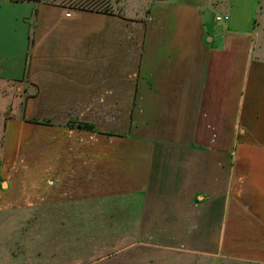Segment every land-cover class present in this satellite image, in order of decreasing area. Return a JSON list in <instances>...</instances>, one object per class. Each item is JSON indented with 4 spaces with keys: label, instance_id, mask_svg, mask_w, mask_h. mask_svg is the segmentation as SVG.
Instances as JSON below:
<instances>
[{
    "label": "crops",
    "instance_id": "1",
    "mask_svg": "<svg viewBox=\"0 0 264 264\" xmlns=\"http://www.w3.org/2000/svg\"><path fill=\"white\" fill-rule=\"evenodd\" d=\"M59 4L0 0V81L30 76L28 122L50 124L47 140L34 127L29 141L32 178L0 195V233L7 215L48 207L54 230L97 231L79 241L86 261L89 248L101 256L100 232L111 230L114 256L156 249L181 264H264L259 10L214 7L216 24L217 15L230 20L211 32L190 3H155L143 29ZM71 245L50 236L48 254Z\"/></svg>",
    "mask_w": 264,
    "mask_h": 264
},
{
    "label": "rangeland",
    "instance_id": "2",
    "mask_svg": "<svg viewBox=\"0 0 264 264\" xmlns=\"http://www.w3.org/2000/svg\"><path fill=\"white\" fill-rule=\"evenodd\" d=\"M55 4L61 3V6L82 10L88 12H102L103 10H109L111 13L118 14L127 21H132L133 25L141 28L146 24V19L152 9V6L161 1L165 0H45ZM172 2L190 3L196 5L201 11H205L203 20L206 22V29L209 31H219L222 29V24L215 23L216 14H220V11L214 9L217 6L229 7V3H237L235 7L236 11H245L244 13L251 14L256 10L258 11L257 20L264 22V0H171ZM230 1V2H229ZM258 2V3H257ZM60 5V4H59ZM256 5V7H255ZM259 5V8H258ZM213 6V7H212ZM211 7L212 9H208ZM2 8V7H1ZM203 11V12H204ZM2 9H0V16H2ZM228 13V12H227ZM223 14V13H222ZM226 14V13H225ZM224 15V14H223ZM243 13H239V16ZM221 16V15H217ZM229 16V15H227ZM230 17V16H229ZM30 24L33 26L34 17H31ZM143 29V28H142ZM141 39H137V44L142 45ZM31 72V70H30ZM31 75V74H30ZM34 87L31 77L28 79L18 82H10L9 84L0 81V195L3 190L8 189L10 183L11 192L17 191V187L22 186L27 178H32L34 175L31 163L33 159L34 149L32 144L29 142L33 139L34 127H37V131L48 137L49 122L43 121L42 123H29L28 121L34 120L32 118L33 104L32 95L29 93V89ZM20 89V90H19ZM96 104V103H95ZM95 104L94 107L89 109L88 119L95 117ZM43 112L42 110H40ZM47 113V109H45ZM75 113V112H73ZM48 114V113H47ZM90 117V118H89ZM39 120H42L38 118ZM18 123L25 125L27 129L22 135L19 128L15 129ZM37 125H41V128ZM69 127L87 126L91 129L93 124L81 123L71 124ZM40 134V135H41ZM20 135V138L18 136ZM45 138V137H44ZM30 139V140H29ZM6 165L7 170L4 168ZM2 169L4 172H2ZM25 175L26 177L22 178ZM5 181V182H4ZM24 181V182H23ZM5 183L4 185H2ZM30 187L28 190L19 189L28 193L29 204L32 205L33 201V190L32 183H28ZM14 196L10 197V201L15 200ZM41 209V208H40ZM6 216V215H3ZM2 215L0 214V219ZM9 221L7 229H3L0 233V264H181L177 255L174 253L160 252L156 249H146L143 251L135 250L133 252H126L118 256L113 255V250L118 247L111 248L112 238H114V231L106 230L101 231L100 237H104L106 234V245L105 251L100 254L101 256H95L89 248L88 261L84 260V255L80 247V239L85 236L91 242V238H95L97 235L96 230H82L80 228L65 231L59 229L60 222H57V229L54 230L52 224L54 223L50 219L48 213V207H44L40 212L33 213L30 209L26 213H12L7 215ZM64 218V216H63ZM6 219V218H5ZM76 221H80L79 218ZM51 227V228H49ZM50 236L56 237V239L67 238L72 245L67 247L66 255L64 248L61 246L56 247V254L49 256L48 240ZM92 254V256H91ZM52 255V254H51ZM83 257V258H82ZM101 258L99 261L95 259ZM92 259V260H91ZM94 259V260H93ZM133 259V261H132ZM137 259V261L135 260ZM140 259V261H139ZM184 264H194L191 262L184 261Z\"/></svg>",
    "mask_w": 264,
    "mask_h": 264
},
{
    "label": "trees",
    "instance_id": "3",
    "mask_svg": "<svg viewBox=\"0 0 264 264\" xmlns=\"http://www.w3.org/2000/svg\"><path fill=\"white\" fill-rule=\"evenodd\" d=\"M10 1H14V2H33V3H41V2H46L45 0H10ZM102 12L105 13H111L109 10H103ZM31 47V45H30ZM79 128H81V130L83 129H91V127H87V126H81L79 125Z\"/></svg>",
    "mask_w": 264,
    "mask_h": 264
},
{
    "label": "built area",
    "instance_id": "4",
    "mask_svg": "<svg viewBox=\"0 0 264 264\" xmlns=\"http://www.w3.org/2000/svg\"><path fill=\"white\" fill-rule=\"evenodd\" d=\"M230 20L229 16H217L216 21L218 23H227Z\"/></svg>",
    "mask_w": 264,
    "mask_h": 264
},
{
    "label": "water",
    "instance_id": "5",
    "mask_svg": "<svg viewBox=\"0 0 264 264\" xmlns=\"http://www.w3.org/2000/svg\"><path fill=\"white\" fill-rule=\"evenodd\" d=\"M30 93H34V91L33 90H30Z\"/></svg>",
    "mask_w": 264,
    "mask_h": 264
}]
</instances>
